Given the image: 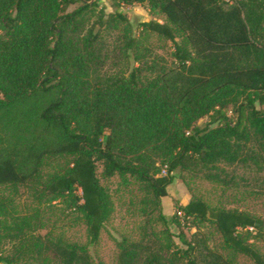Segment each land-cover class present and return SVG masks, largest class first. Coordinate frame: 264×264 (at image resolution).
Returning <instances> with one entry per match:
<instances>
[{
  "label": "trees",
  "instance_id": "obj_1",
  "mask_svg": "<svg viewBox=\"0 0 264 264\" xmlns=\"http://www.w3.org/2000/svg\"><path fill=\"white\" fill-rule=\"evenodd\" d=\"M134 5L164 17L137 28L172 44L171 64L140 46L123 11ZM262 107L264 0H0V188L33 181L49 157L71 156L46 195L69 198L88 227V245L41 243L44 264H104L90 253L111 214L99 165L148 196L156 213L139 238L119 241L117 264H233L199 230L187 237L185 229L207 223L227 248L264 264L249 241L263 238L260 219L197 198L175 203L168 218L162 205L185 174L234 190L240 183L228 168L264 174Z\"/></svg>",
  "mask_w": 264,
  "mask_h": 264
},
{
  "label": "rangeland",
  "instance_id": "obj_2",
  "mask_svg": "<svg viewBox=\"0 0 264 264\" xmlns=\"http://www.w3.org/2000/svg\"><path fill=\"white\" fill-rule=\"evenodd\" d=\"M230 3L240 0H224ZM106 15L113 13L109 2H100ZM71 7L69 11L75 9ZM135 26L134 34L140 46L150 50L154 55L163 57L166 62H173L172 44L158 36L142 33L137 25L143 20H155L164 23V17L150 14L146 8L134 5L123 8ZM97 20L90 17V24ZM117 32L107 33L109 43H114ZM177 40L183 41L181 35ZM114 68V64L111 63ZM261 108V107H260ZM264 108V107H262ZM208 118L199 121L204 128ZM73 157L54 156L45 159L40 176L24 186L0 188V257L5 259L2 264H44L39 257V245L46 241L64 242L69 244L88 245V227L82 215L72 205L69 198H51L46 195L47 183L55 176L65 174L71 167ZM235 174L240 183L237 190L225 188L211 183L202 176L185 174L176 177L173 185L168 188V199L163 205V212L168 218L174 213L175 203L179 206L186 204L192 198L204 201L212 208H224L246 212L264 224V174L257 173L253 166L228 168ZM97 176L110 198L111 214L101 230L99 242L90 247V253L95 263L117 264L118 243L122 238L135 240L140 237L145 222L155 219L156 213L150 207V199L134 187L125 190L118 177L107 178L99 165ZM263 185V187H262ZM261 187L263 189H261ZM174 207V209H172ZM173 213V214H172ZM152 215V216H151ZM155 233L162 237L164 228L161 224L153 223ZM174 241L180 244L177 235L180 229L170 226ZM199 230L208 246L221 254L233 264H255L249 257L226 247L220 234L212 224L185 229L187 237ZM253 232V236L255 237ZM250 243L264 258V227L263 238H250Z\"/></svg>",
  "mask_w": 264,
  "mask_h": 264
},
{
  "label": "crops",
  "instance_id": "obj_3",
  "mask_svg": "<svg viewBox=\"0 0 264 264\" xmlns=\"http://www.w3.org/2000/svg\"><path fill=\"white\" fill-rule=\"evenodd\" d=\"M168 194H169V191H168ZM167 199H168V197L162 199V203H163L164 206H165V200H167ZM188 202H189V201H188ZM172 209H174V207H172ZM172 214H173V213H172Z\"/></svg>",
  "mask_w": 264,
  "mask_h": 264
},
{
  "label": "built area",
  "instance_id": "obj_4",
  "mask_svg": "<svg viewBox=\"0 0 264 264\" xmlns=\"http://www.w3.org/2000/svg\"><path fill=\"white\" fill-rule=\"evenodd\" d=\"M179 216L182 217V213H179Z\"/></svg>",
  "mask_w": 264,
  "mask_h": 264
}]
</instances>
